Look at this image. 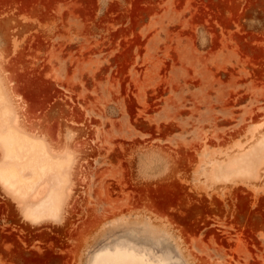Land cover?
<instances>
[{
    "label": "rangeland",
    "instance_id": "rangeland-1",
    "mask_svg": "<svg viewBox=\"0 0 264 264\" xmlns=\"http://www.w3.org/2000/svg\"><path fill=\"white\" fill-rule=\"evenodd\" d=\"M0 90L63 173L0 181V264H264V0H0Z\"/></svg>",
    "mask_w": 264,
    "mask_h": 264
},
{
    "label": "bare ground",
    "instance_id": "bare-ground-1",
    "mask_svg": "<svg viewBox=\"0 0 264 264\" xmlns=\"http://www.w3.org/2000/svg\"><path fill=\"white\" fill-rule=\"evenodd\" d=\"M1 93H0V102L1 101L3 102L4 97L2 96ZM5 103H4V105H6ZM7 105H8V103H7ZM7 105H6V107L1 105L3 107H1L2 109L0 108V145L3 147V151H4L3 161L1 163L2 165H4V168H0V181L8 189H10V191L12 190V191H14V193L16 192V194H19L23 197L27 194L28 196H26V197L28 199V197L30 196L29 194H32V192H30V190H32L34 184L37 183V181L40 179V177L38 178L37 175L42 174V170L44 169L43 167L46 166L47 167L46 171L52 172V175L54 176V178L57 179V181H59V184L63 179V177L61 179V176L63 173L61 171L60 172L62 174L59 173L57 171L58 170L57 166H55L54 164H52L49 161H42L43 164L41 166H39V165L36 166V162H39L40 158L42 157L41 154L42 153L44 154V152L42 150V144L39 142L36 143V141L31 139V138H27L25 135L18 132L15 128L11 127L10 124H9L10 126L5 124L7 121L5 122L3 119H5V120L7 119L6 116L7 117L9 116L10 109H11L10 107H9L10 108L9 109ZM9 118H10V116H9ZM3 131H5V132H3ZM250 160H251V158H250ZM250 160H249V158H248V161H247V159L246 160L244 159V161H247L246 162L247 164H245V165L250 166V164H251ZM31 170H32L33 176H32V174L30 176L24 175V171H31ZM221 172H222V168H221ZM238 173H240V172H238ZM224 174H225V172H224ZM36 178H38V180H36ZM217 178L219 179V177H217ZM226 180H227V178H226ZM170 187L172 188L173 185L171 184L170 186L165 187V191L168 192L167 190H169ZM34 189H35V187L33 188L32 191H34ZM171 191H169V192H171ZM100 192L103 193L102 189ZM61 193L62 192H61V189L59 186H58V188H54L52 190L51 195L49 196L48 200L46 201V204H43L41 206L37 205L35 207H32L31 209L28 208L29 212H27L28 210L26 209V213H24V214H26V217L27 216L30 217L29 220L33 219L32 221L35 220V222L40 221V220L42 221L43 219L45 220V218H47V216H49V215H50V218L53 217L52 215L58 214V212L61 211L60 209L61 208L63 209L64 202L62 201V199H64V198H62L63 195ZM16 194H15V196L13 195L14 196L13 198L16 197ZM149 194L151 195V193H149ZM172 195L173 196L169 199V202L166 204L175 205L176 203L179 202L180 195H181V188L178 185H176V190L173 192ZM11 196H12V194H11ZM26 197L24 198L25 200H26ZM16 198H18V197H16ZM152 199L153 198L151 197V201H152ZM161 202L162 201H160L159 203H161ZM159 203H158V205H159ZM167 207H169V206H167ZM184 207L187 210L188 216H193L194 213H196L200 209L197 206H191V207L189 206L188 207V205H187ZM241 207H243V206L241 205ZM160 208L162 209V207H160ZM166 209H168V208H166ZM47 214H49V215H47ZM28 217H27V219H28ZM181 220H185V218L182 217ZM106 262H110L112 264H161V263L156 262L155 260L153 261L151 259H148V257L145 254H143L141 252H137L136 250H131L126 245H121V244L115 245L114 248H112V249L111 248H105V249L99 251L92 258V261L90 264H104Z\"/></svg>",
    "mask_w": 264,
    "mask_h": 264
},
{
    "label": "crops",
    "instance_id": "crops-1",
    "mask_svg": "<svg viewBox=\"0 0 264 264\" xmlns=\"http://www.w3.org/2000/svg\"><path fill=\"white\" fill-rule=\"evenodd\" d=\"M112 249V248H111ZM149 259V258H148ZM152 260V259H151ZM154 261V260H153ZM156 262H158L157 260H155ZM159 263V262H158ZM104 264H112V263H110V262H106V263H104Z\"/></svg>",
    "mask_w": 264,
    "mask_h": 264
}]
</instances>
